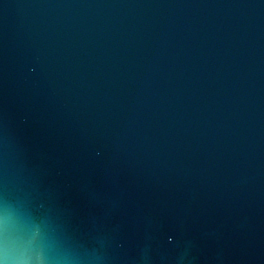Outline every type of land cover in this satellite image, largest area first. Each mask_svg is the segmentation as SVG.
Wrapping results in <instances>:
<instances>
[{
  "label": "water",
  "instance_id": "1",
  "mask_svg": "<svg viewBox=\"0 0 264 264\" xmlns=\"http://www.w3.org/2000/svg\"><path fill=\"white\" fill-rule=\"evenodd\" d=\"M48 264H264V0H0V232Z\"/></svg>",
  "mask_w": 264,
  "mask_h": 264
},
{
  "label": "clouds",
  "instance_id": "2",
  "mask_svg": "<svg viewBox=\"0 0 264 264\" xmlns=\"http://www.w3.org/2000/svg\"><path fill=\"white\" fill-rule=\"evenodd\" d=\"M0 232V264H48L33 241L10 216H5Z\"/></svg>",
  "mask_w": 264,
  "mask_h": 264
}]
</instances>
